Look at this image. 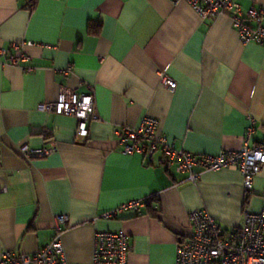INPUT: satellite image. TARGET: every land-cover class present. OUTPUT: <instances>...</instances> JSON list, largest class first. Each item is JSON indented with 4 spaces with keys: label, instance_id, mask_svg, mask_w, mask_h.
I'll use <instances>...</instances> for the list:
<instances>
[{
    "label": "crops",
    "instance_id": "crops-1",
    "mask_svg": "<svg viewBox=\"0 0 264 264\" xmlns=\"http://www.w3.org/2000/svg\"><path fill=\"white\" fill-rule=\"evenodd\" d=\"M235 1L245 12L264 7ZM27 41V68L8 63L13 43ZM62 87L94 91L100 118L87 137L76 117L39 109ZM146 116L193 153L263 143L264 45L245 43L230 17L203 19L187 1L36 0L32 8L30 0H0V259L4 251L37 252L65 214L70 264H92L96 231L120 229L130 237L129 264H175L192 211L206 209L231 229L246 211L264 209V165L246 191L237 166L181 173L160 151L123 153L118 130ZM53 141L49 156L20 151ZM150 195L141 214L103 216Z\"/></svg>",
    "mask_w": 264,
    "mask_h": 264
},
{
    "label": "built area",
    "instance_id": "built-area-1",
    "mask_svg": "<svg viewBox=\"0 0 264 264\" xmlns=\"http://www.w3.org/2000/svg\"><path fill=\"white\" fill-rule=\"evenodd\" d=\"M36 0H30L31 6ZM174 3L187 1L196 12L207 19L212 16H227L233 21L245 43L255 41L264 45V7H252L243 11L235 0H172ZM32 41L14 42L13 56L8 63L23 66L28 60L24 44ZM66 74L69 69L64 71ZM166 86L174 90L177 83L164 77ZM39 109L46 113L73 116L78 119V135L87 137L90 124L100 118L96 96L90 92H78L68 87L60 89L58 98L53 102L40 104ZM159 120L146 116L138 127L123 125L118 130L121 151L125 154L139 153L152 155L160 151L166 167L175 165L181 173H192L195 166L210 170L237 166L243 173L246 191L253 188V179L264 165V142L250 146L244 145L239 150L223 151L220 154L193 153L183 148H176L168 138L157 133ZM22 155L31 159L45 157L56 151V142L41 147L28 144L20 146ZM192 174L190 179H194ZM6 190L7 186H2ZM153 195L127 201L103 214L104 217L119 216L124 212L143 213L152 204ZM67 215H60L56 232L51 241L35 253L24 251H4L0 264H70L65 255L62 233ZM192 234L177 244L175 264H264V209L248 210L244 222L236 228H224L206 209H197L190 213ZM130 237L122 229L97 230L94 236L92 264H129Z\"/></svg>",
    "mask_w": 264,
    "mask_h": 264
},
{
    "label": "trees",
    "instance_id": "trees-1",
    "mask_svg": "<svg viewBox=\"0 0 264 264\" xmlns=\"http://www.w3.org/2000/svg\"><path fill=\"white\" fill-rule=\"evenodd\" d=\"M32 8H33V5H32ZM99 29H100V25H97L96 27H92V32L93 33H98Z\"/></svg>",
    "mask_w": 264,
    "mask_h": 264
}]
</instances>
